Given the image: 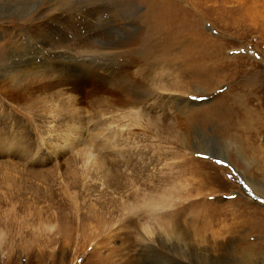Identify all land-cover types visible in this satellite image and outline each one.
I'll use <instances>...</instances> for the list:
<instances>
[{
    "label": "rangeland",
    "instance_id": "obj_1",
    "mask_svg": "<svg viewBox=\"0 0 264 264\" xmlns=\"http://www.w3.org/2000/svg\"><path fill=\"white\" fill-rule=\"evenodd\" d=\"M62 71L149 95H0V264H264V0H0V77Z\"/></svg>",
    "mask_w": 264,
    "mask_h": 264
},
{
    "label": "bare ground",
    "instance_id": "obj_2",
    "mask_svg": "<svg viewBox=\"0 0 264 264\" xmlns=\"http://www.w3.org/2000/svg\"><path fill=\"white\" fill-rule=\"evenodd\" d=\"M251 13V12H250ZM249 13V11H248V13H247V15H246V18L250 21V22H252V23H254L255 21H256V18H263L261 15H259V14H257V13H254L253 15H254V17H256V18H250L252 15ZM256 23V22H255ZM27 35V34H26ZM30 35V34H29ZM28 35V36H29ZM28 40V39H27ZM135 40V39H134ZM133 40V41H134ZM30 44V43H29ZM46 45V44H45ZM47 46V45H46ZM61 47V46H60ZM59 47V48H60ZM40 48L43 50V49H46V47L45 46H40ZM52 48V47H51ZM67 48V49H66ZM66 48H64L63 49V51L64 52H66L68 55H71V54H69V53H73V52H69V51H76V50H72V49H69V47H66ZM122 48V47H121ZM58 49V48H57ZM97 49V48H96ZM123 49V48H122ZM51 50V49H50ZM49 50V51H50ZM78 50V49H77ZM111 50V49H110ZM115 50H117V49H115ZM126 50V49H125ZM47 51H48V49H47ZM46 50H45V52H47ZM94 51V50H93ZM107 51V50H106ZM121 51V50H120ZM119 50H118V52H120ZM51 52V51H50ZM111 52H112V50H111ZM117 52V53H118ZM133 52V51H132ZM48 53V52H47ZM56 53V52H55ZM75 53V52H74ZM94 53V52H93ZM116 53V52H115ZM54 53H52V55H48L49 57L50 56H54L53 55ZM77 54V56L78 57H80L82 54L80 53V52H77L76 53ZM120 54V53H119ZM118 54V55H119ZM85 55V54H84ZM114 55V54H113ZM115 56V55H114ZM123 56V55H122ZM128 57H130L129 59H128V61H127V71L126 72H128V71H131L130 73H131V75L134 77V76H137L138 77V74H141V70H140V68H139V66H138V62L134 59H131V56H128ZM127 58V57H126ZM136 58H137V56H136ZM118 63V62H117ZM121 65V64H120ZM59 71V70H58ZM72 72V71H71ZM27 73V72H26ZM55 73V72H54ZM47 74V73H46ZM25 75V74H24ZM43 75V76H42ZM42 75H40V77L38 76V77H35L36 79V82L37 81H39V82H41V81H45L46 82V84L47 85H42V86H40L39 87V89H37V88H35V89H31L30 88V84H32L33 82V80H31V83L29 84V83H27L28 85L27 86H29V87H25V86H21L20 85V83L19 84H17V83H13V81H10V80H8V79H10V78H13L12 76H13V74L12 75H9V77L8 78H6V77H4V79H2L1 77H0V95H4V96H7L6 95V93H8V95L9 96H11V97H13V98H15V100L16 99H21L20 98V96H22V94H23V91H22V89H27L29 92H30V94H33V95H35L37 92H38V90H45V89H51V88H56V89H58L59 88V91L57 92V94L59 95V96H65V97H68V98H75V99H77V100H79L80 101V103H77V104H81V102H86L87 103V100L88 99H103V100H106V101H108V102H110L111 103V105L113 106V107H118V108H122L121 106L122 105H124L125 106V108H126V105H129L130 106V108L131 109H133V108H135L134 106H136V105H139V104H141L143 101H144V99L146 98V96H148L149 94V91H148V87H142V86H130V87H128V88H124V89H126V90H123V86L121 87L122 88V90H120L119 91V89H118V91H117V94H115L116 96V99L112 96V98H114V99H110V98H108V97H106L105 95H103V94H101V92H100V94L97 92V91H95L94 89H91L90 90V88L87 90L86 88H85V86H84V81L82 80V79H79V78H77V77H74V76H72V75H69L68 73H67V71H62L61 73H59L58 72V74H55L54 75V77H55V79H54V81L52 82V83H47V80H48V77H47V75L45 76V74H42ZM126 75V74H125ZM30 76H32L33 77V74L31 75L30 74ZM127 76V75H126ZM143 76V75H142ZM141 75H140V77H142ZM3 77V76H2ZM125 78V77H124ZM138 79V78H137ZM140 79V78H139ZM7 80L8 81H10V82H7ZM114 81V80H113ZM136 81V80H135ZM97 82V81H96ZM108 82V81H107ZM118 82V81H117ZM134 82V81H133ZM111 83V82H110ZM119 83V82H118ZM34 84H36V83H34ZM114 84V83H113ZM117 84V83H116ZM129 84H132V83H129ZM26 85V84H25ZM120 85V84H119ZM97 86V85H96ZM90 87V86H89ZM93 87V86H92ZM102 87V86H101ZM88 88V87H87ZM107 88V87H106ZM110 88V87H109ZM141 90H140V89ZM148 88V89H147ZM97 89V88H96ZM98 89H100V88H98ZM97 89V90H98ZM111 89H113V87L111 88ZM109 90V89H108ZM114 90V89H113ZM103 91H105V89H103ZM115 92H116V90H115ZM146 92V93H145ZM103 93H106V92H103ZM114 93V92H113ZM38 94V93H37ZM111 94V93H110ZM14 100V99H13ZM176 100H178V99H176ZM184 100L185 99H183V101H180V103H179V107L181 108V110H187V108H188V104H186V102H184ZM10 101V100H9ZM75 101V100H74ZM100 101V100H99ZM71 102V101H70ZM73 102V101H72ZM179 102V101H178ZM83 104V103H82ZM101 104V103H100ZM84 105V104H83ZM104 105V104H103ZM110 105V106H111ZM102 107V106H101ZM138 107V106H137ZM114 109H116V108H114ZM113 109V110H114ZM183 112V111H182ZM181 113V112H180ZM185 113V112H184ZM191 113V112H190ZM183 114V113H182ZM181 114V115H182ZM187 114H188V112H187ZM195 114V113H194ZM189 115V114H188ZM197 116V115H196ZM196 121V120H195ZM186 125V124H185ZM189 126V125H188ZM187 126V127H188ZM108 144H106V146H107ZM105 146V147H106ZM109 146V145H108ZM104 157V156H103ZM103 159H105V158H103ZM103 159H101V160H103ZM126 161V160H125ZM99 162V161H98ZM97 162V163H98ZM119 164V163H118ZM130 165V164H129ZM103 167H106V166H103ZM115 169V168H114ZM117 169V168H116ZM97 170V169H96ZM111 170V169H110ZM98 171V170H97ZM114 171V170H113ZM115 172V171H114ZM109 173V172H108ZM110 174H112V173H110ZM115 174V173H114ZM117 174V173H116ZM105 175H107V174H105ZM113 175V174H112ZM111 175V176H112ZM119 175H121V174H119ZM125 176V175H124ZM123 176V177H124ZM121 177V176H120ZM110 178H112V177H110ZM115 179H116V177H115ZM114 179V180H115ZM117 179H118V176H117ZM111 180V179H110ZM107 182V181H106ZM116 182H118V181H116ZM144 239V238H143ZM144 240H148V239H144Z\"/></svg>",
    "mask_w": 264,
    "mask_h": 264
}]
</instances>
